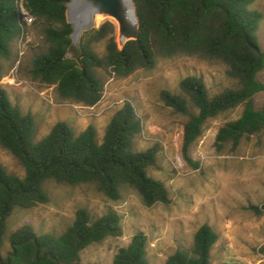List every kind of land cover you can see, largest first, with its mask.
Instances as JSON below:
<instances>
[{
	"label": "trees",
	"instance_id": "trees-1",
	"mask_svg": "<svg viewBox=\"0 0 264 264\" xmlns=\"http://www.w3.org/2000/svg\"><path fill=\"white\" fill-rule=\"evenodd\" d=\"M70 1L23 3L40 28L44 46L31 62L29 77L41 86L53 87L59 101L94 107L103 97L107 76L125 79L140 70L152 71L159 60L194 58L224 65L227 77L236 81L238 88L209 97L204 80L192 76L179 81V94L161 92L164 105L187 118L182 145L185 159L190 162L188 151L209 120L239 106H243L240 118L219 129L215 146L237 148L243 139L264 131V107L256 110L253 104V98L264 92V84L257 80L264 69V53L257 37L262 15L253 9L255 0H133L136 39L118 48L114 27L106 22L82 32L79 62L66 57L73 32L66 17ZM22 26L15 0H0V62L11 57V46L21 36ZM100 43L104 44L102 57L95 51ZM2 78L0 65V81ZM141 132L133 106L125 103L110 119L100 144L92 126L76 135L65 122L55 123L47 136L36 141L34 118L13 106L0 87V145L25 172L19 178L0 166V264H79L83 250L121 236L118 216L93 219L79 209L62 234H37L24 226L9 236V251L3 253L8 218L17 208L48 203L43 188L47 181L91 186L114 202L128 189L145 207L168 204L166 187L147 174L156 166L157 148L136 150ZM217 239L204 224L195 232L192 246L175 251L166 264H211ZM260 254L264 257V246ZM112 264H148L146 237L136 233Z\"/></svg>",
	"mask_w": 264,
	"mask_h": 264
},
{
	"label": "rangeland",
	"instance_id": "rangeland-1",
	"mask_svg": "<svg viewBox=\"0 0 264 264\" xmlns=\"http://www.w3.org/2000/svg\"><path fill=\"white\" fill-rule=\"evenodd\" d=\"M253 9L262 15L257 37L264 53V0H255ZM99 16L102 19L90 29L110 22L121 48L116 22L106 15ZM43 50L39 26H25L11 46L9 60L0 62V87L13 106L34 118L36 141L47 136L55 123L65 122L76 135L92 126L100 144L110 119L129 103L142 125L136 150L157 148L156 166L147 174L166 187L169 203L145 207L140 197L128 189L122 190L121 199L114 202L91 186L47 181L43 188L48 203L17 208L8 218L3 253L9 251V236L20 228L30 226L37 234L60 235L73 223L76 212L84 209L93 219L107 214L118 216L122 234L83 250L79 264H112L118 251L127 247L138 232L147 239L148 264H166L175 251L192 246L195 232L204 224L218 236L211 250V264H263L264 131L243 139L237 148L231 144L217 148L219 129L240 118L243 106H239L205 124L188 151V162L182 150L187 118L166 107L160 98L162 91L179 94V81L192 76L204 80L209 97L237 89L224 65L184 57L159 60L152 71L140 70L125 79L107 76L101 101L94 107H84L59 101L53 87L30 79L31 62ZM95 51L102 57L104 44L95 45ZM257 80L264 84V69ZM253 104L256 110L264 107V92L253 98ZM0 166L19 178L25 175L23 167L1 145Z\"/></svg>",
	"mask_w": 264,
	"mask_h": 264
},
{
	"label": "water",
	"instance_id": "water-1",
	"mask_svg": "<svg viewBox=\"0 0 264 264\" xmlns=\"http://www.w3.org/2000/svg\"><path fill=\"white\" fill-rule=\"evenodd\" d=\"M77 3L78 6L83 8L87 16V25L82 28V31H86L93 26V21L97 15H106L115 22L118 23L119 28H122L124 32L119 29L120 41L125 44L130 40H135L137 37L138 20L136 16V10L133 0H71L66 3L67 12L66 17L69 24L74 28L73 22L70 16V6L71 4ZM85 15V14H83ZM130 15H132L130 17ZM128 28L133 29L132 35L127 31ZM72 44L67 51L66 57L75 59L79 62L80 53L78 49V41L73 38V32L71 33ZM75 50L73 53L72 50Z\"/></svg>",
	"mask_w": 264,
	"mask_h": 264
},
{
	"label": "bare ground",
	"instance_id": "bare-ground-1",
	"mask_svg": "<svg viewBox=\"0 0 264 264\" xmlns=\"http://www.w3.org/2000/svg\"><path fill=\"white\" fill-rule=\"evenodd\" d=\"M83 14H85V15H83ZM70 15L72 16L71 21L73 22V26H74V28H73V38L78 41L79 36H81L80 34H82V32H83L82 28L85 27L87 25V23H88V21L86 19L87 16H86V13L84 12L83 8L78 6L77 3L71 4V6H70ZM131 16L132 15H130V17ZM100 18L101 17L99 15L95 16L94 21H93V25L94 24H98ZM116 24H117V27H118V31L120 29L121 32H124L122 28H119V25H118L117 22H116ZM128 31H129V34L132 35L133 29L132 28H128L126 32H128ZM72 52L74 53L75 50L73 49Z\"/></svg>",
	"mask_w": 264,
	"mask_h": 264
},
{
	"label": "built area",
	"instance_id": "built-area-1",
	"mask_svg": "<svg viewBox=\"0 0 264 264\" xmlns=\"http://www.w3.org/2000/svg\"><path fill=\"white\" fill-rule=\"evenodd\" d=\"M23 3L24 0H15V4L17 6V8L19 9V19L22 21L23 26H22V32L25 26H32L34 25V18H32L31 16H29L24 7H23ZM77 108V107H75ZM93 110V108H91Z\"/></svg>",
	"mask_w": 264,
	"mask_h": 264
}]
</instances>
